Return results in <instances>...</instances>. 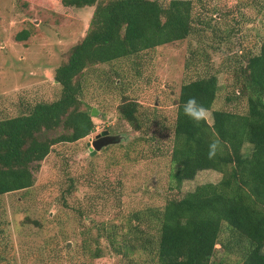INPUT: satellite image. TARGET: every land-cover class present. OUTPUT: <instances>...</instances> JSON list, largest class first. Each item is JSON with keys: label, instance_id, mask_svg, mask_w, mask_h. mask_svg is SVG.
I'll list each match as a JSON object with an SVG mask.
<instances>
[{"label": "rangeland", "instance_id": "374dc122", "mask_svg": "<svg viewBox=\"0 0 264 264\" xmlns=\"http://www.w3.org/2000/svg\"><path fill=\"white\" fill-rule=\"evenodd\" d=\"M156 1L164 6L168 0ZM190 1L185 39L79 74L81 109L92 111L93 131L53 146L31 187L0 196V264H157L147 253L153 247L144 252L138 243L125 258L117 250L131 244L129 228L155 236L152 224L132 215L164 203L179 87L212 70L217 92L209 112L243 113L232 54L255 53L264 35V0ZM92 10L71 6L68 11L49 0H0V118L57 97L52 71L84 36ZM21 31L27 38L17 42ZM123 101L137 104V129L118 115ZM103 131L113 142L94 151L91 142ZM219 178L214 171H200L180 190ZM237 254L216 250L211 264H236Z\"/></svg>", "mask_w": 264, "mask_h": 264}, {"label": "trees", "instance_id": "16d2710c", "mask_svg": "<svg viewBox=\"0 0 264 264\" xmlns=\"http://www.w3.org/2000/svg\"><path fill=\"white\" fill-rule=\"evenodd\" d=\"M49 1L68 11L71 6L93 10L84 36L52 71L57 97L0 118V196L31 187L53 146L74 143L93 131L79 100L77 78L83 70L181 41L191 30L190 0H168L164 6L156 0ZM26 38L25 31L15 35L17 42ZM258 39L255 53L232 54L243 113L212 110L211 123L196 126L183 105L194 97L210 110L217 92L215 73L205 69L179 87L164 203L146 208L143 216L132 215L134 221L152 224L155 236L129 228L131 244L121 245L118 255L128 257L139 243L144 252L153 247L147 253L157 264H211L216 250L224 256L238 253L236 264H264V35ZM117 112L134 129L139 127L136 103L123 101ZM216 138L224 144L223 153L210 160L208 146ZM205 170L219 173V180L180 190L182 182ZM222 232L226 234L219 240Z\"/></svg>", "mask_w": 264, "mask_h": 264}, {"label": "clouds", "instance_id": "9594fccd", "mask_svg": "<svg viewBox=\"0 0 264 264\" xmlns=\"http://www.w3.org/2000/svg\"><path fill=\"white\" fill-rule=\"evenodd\" d=\"M183 112L186 116L194 121L196 126H200L201 123L207 122L211 118V113L202 104L192 97L189 98L183 105ZM223 142L216 138L208 146L207 158L214 160L218 154L223 153Z\"/></svg>", "mask_w": 264, "mask_h": 264}, {"label": "water", "instance_id": "95a60500", "mask_svg": "<svg viewBox=\"0 0 264 264\" xmlns=\"http://www.w3.org/2000/svg\"><path fill=\"white\" fill-rule=\"evenodd\" d=\"M90 115H93L92 111ZM112 138L110 136H107V132L103 131L100 132L98 135L94 137V140L91 142V147L94 149V151H98L101 147L106 146L109 143H112ZM91 149L89 148V151Z\"/></svg>", "mask_w": 264, "mask_h": 264}]
</instances>
